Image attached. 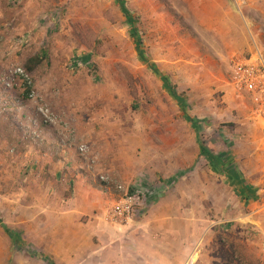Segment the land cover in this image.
<instances>
[{
	"label": "rangeland",
	"instance_id": "374dc122",
	"mask_svg": "<svg viewBox=\"0 0 264 264\" xmlns=\"http://www.w3.org/2000/svg\"><path fill=\"white\" fill-rule=\"evenodd\" d=\"M255 46L264 0H0V264L54 262L78 178L107 217L168 185L188 264H264V137L231 86Z\"/></svg>",
	"mask_w": 264,
	"mask_h": 264
},
{
	"label": "crops",
	"instance_id": "0c3cea01",
	"mask_svg": "<svg viewBox=\"0 0 264 264\" xmlns=\"http://www.w3.org/2000/svg\"><path fill=\"white\" fill-rule=\"evenodd\" d=\"M256 49L255 46L253 52ZM82 182L85 181L78 178L77 203L55 213L58 216L55 228H60L62 237L50 264H188L195 252L186 245L185 213L171 206L154 207L170 193L168 185L162 182L153 185L163 191L155 204L140 218L118 224L106 216L104 205L94 203L93 181L87 180L81 190ZM99 207L101 211L96 209ZM257 228L264 232V222Z\"/></svg>",
	"mask_w": 264,
	"mask_h": 264
},
{
	"label": "built area",
	"instance_id": "2783aa9c",
	"mask_svg": "<svg viewBox=\"0 0 264 264\" xmlns=\"http://www.w3.org/2000/svg\"><path fill=\"white\" fill-rule=\"evenodd\" d=\"M232 62L231 86L238 95H247L251 99L253 120L261 127L264 137V52L257 48L248 57ZM18 71L28 80L24 69L19 68ZM158 189L134 187L130 194L126 192L116 203L108 218L118 224L140 218L159 199L163 191Z\"/></svg>",
	"mask_w": 264,
	"mask_h": 264
},
{
	"label": "trees",
	"instance_id": "16d2710c",
	"mask_svg": "<svg viewBox=\"0 0 264 264\" xmlns=\"http://www.w3.org/2000/svg\"><path fill=\"white\" fill-rule=\"evenodd\" d=\"M47 58H48L47 52L37 54V55L29 58L27 63H26V67L24 68L25 73L30 74V72H33ZM31 90H32V85H29L27 82L24 81V95L25 96H23L24 99L22 100L23 101L22 104H27L26 100H28V97H29ZM8 105H10V104H8ZM2 126H3V124H2V121L0 118V131L2 129ZM238 188L242 190L243 187H241V185H239ZM167 189H168V187H167ZM243 192H245V193L247 192L245 188L243 189Z\"/></svg>",
	"mask_w": 264,
	"mask_h": 264
}]
</instances>
